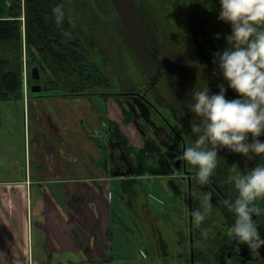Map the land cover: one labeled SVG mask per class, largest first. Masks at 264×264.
Instances as JSON below:
<instances>
[{
  "label": "crops",
  "instance_id": "0c3cea01",
  "mask_svg": "<svg viewBox=\"0 0 264 264\" xmlns=\"http://www.w3.org/2000/svg\"><path fill=\"white\" fill-rule=\"evenodd\" d=\"M3 7L0 18L24 15L25 0H4ZM25 66L26 59L24 70ZM23 81L25 89L27 75ZM24 89L21 97L0 101V264L135 261L134 255L115 246L121 236L114 232L115 222L121 225L123 239L128 240L125 230L134 233V229L121 223L110 183H135L156 175L148 170L123 174L116 167L110 148L117 141L116 132L135 146L128 153L135 164L144 157L139 135L123 129L124 119L111 116L122 95L108 92L106 97L93 91L106 105L104 112L94 108L93 94L30 96ZM22 118L24 154L15 134L21 132L15 120L23 123ZM146 215L138 219L144 223L140 232L163 259L167 253L156 247V237L164 235L161 225L147 208Z\"/></svg>",
  "mask_w": 264,
  "mask_h": 264
},
{
  "label": "rangeland",
  "instance_id": "374dc122",
  "mask_svg": "<svg viewBox=\"0 0 264 264\" xmlns=\"http://www.w3.org/2000/svg\"><path fill=\"white\" fill-rule=\"evenodd\" d=\"M108 4L106 12L110 19L109 29L102 17H99L96 23L93 21L90 26L94 17L102 16L93 0H74L72 4L73 11L84 17V25L88 32L85 37L94 54L93 58L107 75V79L102 80V84L96 86L94 90L108 97V92L125 91L128 86L148 85L150 80L145 82L144 80L152 78L156 80L153 89L159 98L155 100V104L162 108L163 113L171 121L175 119L172 112L180 110L177 112L184 116L185 123L191 128L192 122L199 121V117L189 110L191 92L205 88H209L212 92L216 81L213 79L208 83L203 73V62L197 54L198 46L202 48L204 44L202 33L215 31L226 35L230 33L231 26L217 18L214 19L203 0L174 2L172 0H108ZM3 6L4 0H1L0 11ZM76 19L80 22L79 16ZM95 25L98 27L95 28ZM121 27L124 28L120 29ZM91 31H94L95 38L91 36ZM210 35H206L205 41ZM213 37L210 40V44L213 43L214 46L213 52L219 51L217 46L221 50L227 46L224 38L220 42L215 36ZM206 55L210 56L207 53ZM212 61L213 59L204 62L207 67L213 68L215 64ZM160 64L163 65L162 68L159 67ZM25 67L24 77L26 78L27 75L28 80H35L32 83L40 84L44 89L45 81L33 79L32 67L29 68L27 64ZM28 85L24 92L30 93V96H42L46 93H32ZM121 85L124 88H120ZM99 96L93 94L90 101L94 108H101L105 112L107 107L102 104V98ZM168 96L171 97L167 99ZM122 109L123 107L116 103V107L110 110L111 116L119 119L120 122L123 120ZM22 121L23 123H20L15 120V126L21 129L20 133L16 131L15 134L18 133L19 151L24 154V141L21 136L24 128L23 118ZM121 125L123 129H127L122 122ZM174 125H180L182 128L180 122ZM260 139L264 141L262 137ZM132 182L131 180L123 183L113 181L110 183V189L112 203L121 223L134 229V233L125 230L128 240L123 239L125 236L120 234L121 225L118 226L115 222L114 232L117 237L121 235L120 239L115 241V246L126 251V255H134L136 260L128 258L111 264H162L160 262L162 258L160 259L158 253L140 232L144 223L138 219L147 216L146 208L154 213L165 238L169 241L167 246L172 255L178 252L176 242L181 233H186L188 220L187 206L180 192L183 186L174 176L153 175Z\"/></svg>",
  "mask_w": 264,
  "mask_h": 264
},
{
  "label": "clouds",
  "instance_id": "9594fccd",
  "mask_svg": "<svg viewBox=\"0 0 264 264\" xmlns=\"http://www.w3.org/2000/svg\"><path fill=\"white\" fill-rule=\"evenodd\" d=\"M218 19L231 26L224 35L226 47L213 52V64L228 88L238 95L228 99V88L219 85L218 93L209 88L191 92L189 110L199 117L191 123L193 143L186 147L179 159L197 168L193 179L201 186L210 183L218 166V153L223 149L242 154H264V0H220ZM57 25H61L63 6L53 8ZM71 39L70 32L63 33ZM221 38L220 33L215 34ZM238 193L235 199L226 198L222 204L235 216L228 228V236L246 244L251 251L264 246V238L255 218L264 214L257 201L264 200V164L241 171L232 164L225 181ZM194 198H195V194ZM213 193H202L201 207L192 210L198 227L211 210ZM207 236V231L202 233Z\"/></svg>",
  "mask_w": 264,
  "mask_h": 264
},
{
  "label": "flooded vegetation",
  "instance_id": "af4514ba",
  "mask_svg": "<svg viewBox=\"0 0 264 264\" xmlns=\"http://www.w3.org/2000/svg\"><path fill=\"white\" fill-rule=\"evenodd\" d=\"M108 6L107 1L104 7L105 13L102 16L94 17L91 24H93V21L96 23L98 18L102 17L105 19L107 29H109L110 19L107 17L106 12ZM105 14L106 16H104ZM97 27L95 25V28ZM100 27L99 23L98 28ZM90 34L93 38L96 37L94 31ZM202 34L204 44L202 48L198 46L197 54L203 62L202 68L205 74L203 76L208 83L210 80L216 79L211 93H218L220 84H224L228 88L227 82L223 80L221 73L216 70V65L209 68L204 62L213 59L214 46L213 43L210 44V40L214 38L216 32H204ZM206 35H210V38L205 41ZM217 48L219 51L221 50L220 47L217 46ZM206 53L210 56L208 57ZM196 66L201 70L199 65L196 64ZM159 67L162 68L163 65L160 64ZM147 80H150V85L128 86L125 91L112 92L115 95H122L120 103L123 107L122 111L124 110L123 119L127 122L124 126L127 127L129 133L139 135L142 142L140 148H143L144 157L137 158L138 161L136 160L135 164L131 159V154H128L129 147L134 149L135 146L130 144L125 137H120L117 132V141L115 143L111 142L110 148H112L113 159L116 158L114 160L116 167L123 174H136L148 170L159 176H174L179 179L183 186V189L182 187L180 189L187 206V231L181 233L176 242L178 252L173 255L167 246L169 241L165 238V235L160 234L156 237L157 249L167 253L163 260L160 258V262L162 264H264V246L261 249L251 251L246 244H242L235 238L228 236V228L234 223L235 216L222 204L224 199L229 197L235 199L238 194L234 186L225 182L229 167L235 163L239 164L241 171H247L257 164H264V154H250L249 158L242 154L230 152L225 148L218 153L219 163L210 179V183L204 186L199 185L193 179L198 169L179 159L183 150L190 146L195 139L191 128L185 123L184 116L177 112L180 110L172 112L175 115L174 121L167 118L162 108L155 104V100L159 99L153 89L156 80L146 78L144 82ZM120 88L124 87L121 85ZM226 96L228 99H232L237 96V93L228 88ZM169 97L171 96H168L167 99ZM177 122L182 124V128L180 125H174ZM261 137L264 139V135ZM259 156L262 158L260 159ZM145 166L148 168H145ZM207 191L213 193L211 210L197 227L193 221L192 210L201 207L202 193ZM193 194H195V198ZM257 204L264 208V200L257 201ZM255 222L262 238H264V214L256 217ZM205 231H207V236L202 235Z\"/></svg>",
  "mask_w": 264,
  "mask_h": 264
},
{
  "label": "trees",
  "instance_id": "16d2710c",
  "mask_svg": "<svg viewBox=\"0 0 264 264\" xmlns=\"http://www.w3.org/2000/svg\"><path fill=\"white\" fill-rule=\"evenodd\" d=\"M107 1L93 0L101 14L105 13L103 8ZM73 2L25 0L24 15L19 13L0 18V101L23 95L25 59L29 68L39 67L40 79L45 81L44 89L35 94L45 91L49 96L90 95L96 86L102 84V80L107 79L105 70L93 58L85 37L88 32L84 17L73 11ZM203 2L209 14L218 19L220 0ZM58 5H62L65 12L61 25L56 24L52 11ZM64 32H70L71 39ZM223 37L224 34H221L218 40L223 41ZM28 81L31 87L35 80Z\"/></svg>",
  "mask_w": 264,
  "mask_h": 264
},
{
  "label": "water",
  "instance_id": "95a60500",
  "mask_svg": "<svg viewBox=\"0 0 264 264\" xmlns=\"http://www.w3.org/2000/svg\"><path fill=\"white\" fill-rule=\"evenodd\" d=\"M40 77H41V75H40L39 67L34 66L32 68V78L38 80V79H40ZM31 90L33 92H40L42 90V86L40 84H34V85H32Z\"/></svg>",
  "mask_w": 264,
  "mask_h": 264
}]
</instances>
